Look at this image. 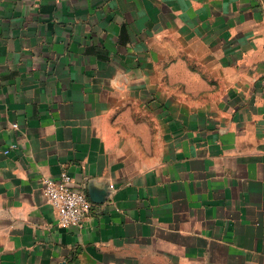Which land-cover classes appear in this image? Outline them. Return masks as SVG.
Listing matches in <instances>:
<instances>
[{
	"label": "crops",
	"instance_id": "0c3cea01",
	"mask_svg": "<svg viewBox=\"0 0 264 264\" xmlns=\"http://www.w3.org/2000/svg\"><path fill=\"white\" fill-rule=\"evenodd\" d=\"M62 263L264 264V0H0V264Z\"/></svg>",
	"mask_w": 264,
	"mask_h": 264
},
{
	"label": "built area",
	"instance_id": "2783aa9c",
	"mask_svg": "<svg viewBox=\"0 0 264 264\" xmlns=\"http://www.w3.org/2000/svg\"><path fill=\"white\" fill-rule=\"evenodd\" d=\"M16 126V124H14ZM71 177L62 173L56 180L43 179V194L57 214L61 226H77L92 207L84 191L70 185Z\"/></svg>",
	"mask_w": 264,
	"mask_h": 264
},
{
	"label": "rangeland",
	"instance_id": "374dc122",
	"mask_svg": "<svg viewBox=\"0 0 264 264\" xmlns=\"http://www.w3.org/2000/svg\"><path fill=\"white\" fill-rule=\"evenodd\" d=\"M181 86H182V82H181V81H179V83H177V84L175 85L176 89H177L178 87H181Z\"/></svg>",
	"mask_w": 264,
	"mask_h": 264
},
{
	"label": "water",
	"instance_id": "95a60500",
	"mask_svg": "<svg viewBox=\"0 0 264 264\" xmlns=\"http://www.w3.org/2000/svg\"><path fill=\"white\" fill-rule=\"evenodd\" d=\"M62 264H65V263H62Z\"/></svg>",
	"mask_w": 264,
	"mask_h": 264
}]
</instances>
